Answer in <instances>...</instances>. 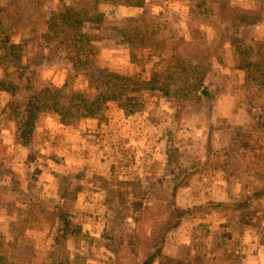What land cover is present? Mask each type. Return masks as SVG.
Segmentation results:
<instances>
[{
  "label": "rangeland",
  "instance_id": "obj_1",
  "mask_svg": "<svg viewBox=\"0 0 264 264\" xmlns=\"http://www.w3.org/2000/svg\"><path fill=\"white\" fill-rule=\"evenodd\" d=\"M95 1L103 21L79 29L95 55L88 59L126 74L130 43L139 40L203 73L214 98L188 103L144 90L136 113L109 101L103 116L75 126L32 108L34 123L24 116L19 131L10 119L19 96L3 88L16 81L0 66V140L9 154L7 167L0 165V264H138L133 240L118 231L132 232V218L114 224L118 197L172 179L175 165L192 174L175 203L194 210L153 264H264V90L248 96L244 68L257 65L256 46L264 43V0ZM77 3L94 0H23L20 15L1 29L0 53L19 43L29 67L8 71L29 75L37 90L67 80L89 89L90 69L76 70L61 38ZM175 64L161 65L158 75Z\"/></svg>",
  "mask_w": 264,
  "mask_h": 264
},
{
  "label": "trees",
  "instance_id": "obj_2",
  "mask_svg": "<svg viewBox=\"0 0 264 264\" xmlns=\"http://www.w3.org/2000/svg\"><path fill=\"white\" fill-rule=\"evenodd\" d=\"M23 0H0V33L2 28L10 26L12 19L20 15L21 2ZM104 13L99 10L98 1L89 7L85 3H77L72 6L70 13L66 16L64 25H61L63 32V43L71 44L76 60V70L83 67L88 71L91 85L85 91H77L67 80L61 87L35 89L31 85L29 75L17 76L14 71L9 72L10 67L16 71H25L29 64L22 62L19 53L21 45L11 43L1 47L0 66L4 75H11L16 83H13L12 90L3 87L7 91L19 96V101L13 109L10 119H15L17 128L21 130V123L24 116L31 120L35 116L32 108L38 111H50L59 116L66 125L75 126L82 118L101 117L107 110L108 102H118L121 109L127 114H134L142 109V102L138 99V93L144 90H157L167 97H176L188 103L212 102L214 91L205 83L203 73L190 68L181 61L180 56L169 57L162 54H154L144 50L143 43L139 40H132L130 43V64L127 73L110 71L108 68L99 67L96 60L88 59L95 56L89 53L84 44L85 34L80 32L84 23L99 24L103 21ZM193 39H191V42ZM193 46V44H192ZM256 54L258 55L257 65L248 63L244 68L247 71L245 89L248 96L256 91L264 90V43L258 44ZM152 50V49H150ZM148 53V55H146ZM176 61V68L171 71L166 68L165 74L158 75L157 70L161 65L170 67ZM150 65V76L145 77L146 68ZM181 66V70L177 69ZM125 69V68H124ZM156 69V72H155ZM259 70L253 73L252 70ZM21 78V79H20ZM20 79V80H19ZM20 86H16L18 83ZM180 83L178 90L174 86ZM17 88V93L14 89ZM19 117L20 119H16ZM29 120V119H28ZM34 123V121L32 120ZM23 125V124H22ZM25 129V132H30ZM24 136V134H23ZM169 152L167 165L175 162V157ZM9 154L7 146L0 140V165L7 167ZM174 176L170 180L159 178L147 186L145 191L134 189L125 196L118 197V206L115 211L114 224L123 226L130 217L135 228L127 233L121 227L118 229L133 240L134 246L139 253L138 264H153L160 256L167 243L168 235L177 229L186 216L191 215L194 208L179 207L174 200L177 190L184 185V181L192 174L178 165H175ZM164 182L167 183L164 185ZM216 205H221L218 203ZM63 233H61V240ZM58 233L54 238L59 243Z\"/></svg>",
  "mask_w": 264,
  "mask_h": 264
}]
</instances>
